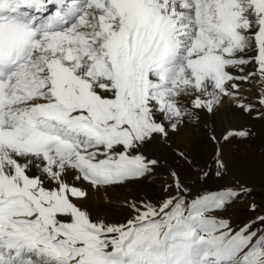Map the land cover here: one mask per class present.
Wrapping results in <instances>:
<instances>
[{
	"label": "snow or ice",
	"instance_id": "obj_1",
	"mask_svg": "<svg viewBox=\"0 0 264 264\" xmlns=\"http://www.w3.org/2000/svg\"><path fill=\"white\" fill-rule=\"evenodd\" d=\"M226 99L264 119V0H0V264H264V214L217 215L251 195L239 181L188 198L171 171L122 222L83 205L85 184L148 180L149 151Z\"/></svg>",
	"mask_w": 264,
	"mask_h": 264
},
{
	"label": "bare ground",
	"instance_id": "obj_2",
	"mask_svg": "<svg viewBox=\"0 0 264 264\" xmlns=\"http://www.w3.org/2000/svg\"><path fill=\"white\" fill-rule=\"evenodd\" d=\"M259 90L258 83L245 84L241 88V100L254 104L257 111L260 110L257 95ZM240 130H247L250 135L244 139L224 140L223 137L228 131ZM213 136L215 140L212 139ZM262 145H264V119L257 118L256 112L251 115L243 112L226 99L214 114L201 113V119L198 122L189 124L179 133L172 135L168 144L149 151L150 157L158 159L159 164L155 174L148 180L131 182L127 186L110 189L106 194L102 191H92L85 184L84 186L89 190V198L83 202V205L93 213L94 218L98 215L108 222H122L128 215V209L124 207L126 201L141 199L155 201L162 198V188L161 186L158 188L156 184L164 178L169 168L177 173V167H183L188 174L185 176L177 174L182 177L184 186H191L195 183V179L201 181L195 157L200 156L199 159L202 161L209 158L210 162L211 160L214 162L217 151H219V158L226 165V174L222 178H216L221 187L234 185L229 173L230 169L234 168L246 179L253 178L252 181L261 179L264 177L262 172L264 171V147ZM181 151L187 159L179 156ZM162 161L165 162L164 165ZM250 186L253 187V185ZM192 193L194 191L183 194L188 196Z\"/></svg>",
	"mask_w": 264,
	"mask_h": 264
},
{
	"label": "rangeland",
	"instance_id": "obj_3",
	"mask_svg": "<svg viewBox=\"0 0 264 264\" xmlns=\"http://www.w3.org/2000/svg\"><path fill=\"white\" fill-rule=\"evenodd\" d=\"M262 146L264 147V145H262ZM262 146H261V149H262ZM199 158H200V156H198L197 158L195 157L196 162H198L196 166L198 167V171H200V177H201L202 171H208L209 177L206 179L201 178V181L199 179H195L194 180L195 183L192 184L191 186L185 185L184 187H185L186 191L184 193H189V192L194 191V193H192L188 196L186 194H184L185 196H187L188 198H195V197H198L200 195H204V194L212 193V192H218V191H220L226 187L233 186V185H227V186L221 187L217 183L216 177L212 174L215 171V167H216L215 161L212 162V160H211V162H210L209 158L202 161ZM161 163L163 165L165 164L164 161H162ZM171 171H172V169L169 168L166 172L167 174H164V178H161V181L158 184H156V186H158V188L161 186L162 191H163L165 184H171L172 183V178L170 176ZM176 171L178 174H180L182 176H185L188 174V172L183 167H177ZM233 171H236V172H233ZM237 171L238 170H236V168L230 169V171H229L230 178L232 179L234 185L236 184L237 181H239L240 183L250 187L252 189L251 195L246 196V197H242L241 200L233 203L231 205L232 207L230 206L231 208L229 210H227L225 213L222 214V212H220L217 215L220 218L230 220L232 227L234 229L238 230L244 224L255 219L256 216L264 214V177H262L261 179H254L252 181L253 178L252 179H248V178L246 179L241 174H239V172H237ZM262 172L264 174L263 170H262ZM181 178L182 177L180 176V179ZM185 178H188V177H185ZM181 181H183V180L181 179ZM250 185H253L254 188L251 187ZM172 192H174V189L169 190V193H172ZM169 193H165L163 191V195L161 197L164 198ZM252 203H255L257 206V210L255 212H252L249 210L248 206ZM255 227H264V225L257 224V225H255Z\"/></svg>",
	"mask_w": 264,
	"mask_h": 264
}]
</instances>
